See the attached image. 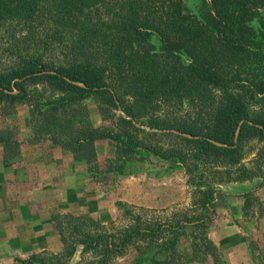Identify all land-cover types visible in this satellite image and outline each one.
Returning a JSON list of instances; mask_svg holds the SVG:
<instances>
[{
    "label": "trees",
    "instance_id": "16d2710c",
    "mask_svg": "<svg viewBox=\"0 0 264 264\" xmlns=\"http://www.w3.org/2000/svg\"><path fill=\"white\" fill-rule=\"evenodd\" d=\"M195 1L0 0V110L26 103L33 138L78 160L109 140L120 163L234 166L243 143L264 136V0ZM87 93L110 126L86 121ZM0 144L7 160L20 141L3 126ZM198 190L193 214L169 223L142 226L127 210L135 223L109 231L66 214L57 229L68 257L16 263L66 264L79 250L87 264H111L132 250L130 264H182L179 238L189 230L199 248L214 219V191Z\"/></svg>",
    "mask_w": 264,
    "mask_h": 264
},
{
    "label": "rangeland",
    "instance_id": "374dc122",
    "mask_svg": "<svg viewBox=\"0 0 264 264\" xmlns=\"http://www.w3.org/2000/svg\"><path fill=\"white\" fill-rule=\"evenodd\" d=\"M185 3L193 9L196 1ZM98 103V97L87 93L77 108L90 126H110ZM166 114L160 119L173 113ZM3 126L12 130L20 146L5 160L0 144V264H17V257L32 253L68 257L57 229L66 214L91 219L109 231L135 223L127 210L140 216L142 226L169 223L182 211L193 214L198 189L214 191V219L201 228L207 240L196 234L199 248L192 247L189 230L179 238L182 264H264V136L243 143L234 166L194 161L197 166L189 165L194 169L190 174L185 164L168 168L141 160L120 163L109 140L96 141L94 159H74L72 151L33 138L26 103L0 110ZM27 240L35 248L23 249ZM133 253L114 256L111 264H130ZM90 258L78 250L66 264H87Z\"/></svg>",
    "mask_w": 264,
    "mask_h": 264
},
{
    "label": "crops",
    "instance_id": "0c3cea01",
    "mask_svg": "<svg viewBox=\"0 0 264 264\" xmlns=\"http://www.w3.org/2000/svg\"><path fill=\"white\" fill-rule=\"evenodd\" d=\"M23 244H25L23 249H33V248H35V244L32 243L30 240L25 241Z\"/></svg>",
    "mask_w": 264,
    "mask_h": 264
}]
</instances>
